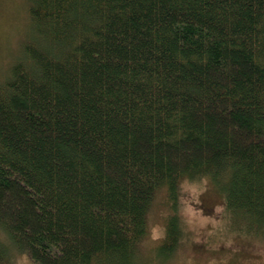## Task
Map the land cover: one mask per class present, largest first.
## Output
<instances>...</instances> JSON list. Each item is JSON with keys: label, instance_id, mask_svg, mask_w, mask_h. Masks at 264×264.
I'll return each instance as SVG.
<instances>
[{"label": "trees", "instance_id": "16d2710c", "mask_svg": "<svg viewBox=\"0 0 264 264\" xmlns=\"http://www.w3.org/2000/svg\"><path fill=\"white\" fill-rule=\"evenodd\" d=\"M28 12L34 41L0 85V227L17 248L35 264H163L181 226L170 216L142 256L150 206L166 189L177 208L200 179L229 229L264 241V0Z\"/></svg>", "mask_w": 264, "mask_h": 264}, {"label": "rangeland", "instance_id": "374dc122", "mask_svg": "<svg viewBox=\"0 0 264 264\" xmlns=\"http://www.w3.org/2000/svg\"><path fill=\"white\" fill-rule=\"evenodd\" d=\"M29 7L30 0H0V85L12 66L25 59V44L34 41ZM222 199L208 179L185 182L179 188L177 208H173L166 189L158 191L148 211L142 256L163 242L168 218L176 214L182 233L163 264H264V241L229 229L222 216ZM0 244L5 247L4 264H35L1 227ZM148 256L153 260L150 253Z\"/></svg>", "mask_w": 264, "mask_h": 264}]
</instances>
